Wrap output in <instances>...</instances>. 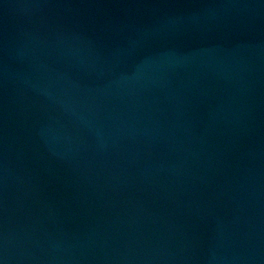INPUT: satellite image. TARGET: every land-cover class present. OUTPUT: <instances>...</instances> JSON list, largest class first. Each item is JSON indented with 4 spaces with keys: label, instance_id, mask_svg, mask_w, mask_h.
<instances>
[{
    "label": "water",
    "instance_id": "1",
    "mask_svg": "<svg viewBox=\"0 0 264 264\" xmlns=\"http://www.w3.org/2000/svg\"><path fill=\"white\" fill-rule=\"evenodd\" d=\"M3 264H264V0H0Z\"/></svg>",
    "mask_w": 264,
    "mask_h": 264
},
{
    "label": "snow or ice",
    "instance_id": "2",
    "mask_svg": "<svg viewBox=\"0 0 264 264\" xmlns=\"http://www.w3.org/2000/svg\"><path fill=\"white\" fill-rule=\"evenodd\" d=\"M0 264H3V261L2 260H0Z\"/></svg>",
    "mask_w": 264,
    "mask_h": 264
}]
</instances>
